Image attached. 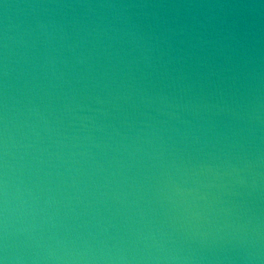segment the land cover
Segmentation results:
<instances>
[{
  "label": "clouds",
  "instance_id": "1",
  "mask_svg": "<svg viewBox=\"0 0 264 264\" xmlns=\"http://www.w3.org/2000/svg\"><path fill=\"white\" fill-rule=\"evenodd\" d=\"M26 6L88 12L0 31V264H264L254 25L144 11L219 4Z\"/></svg>",
  "mask_w": 264,
  "mask_h": 264
},
{
  "label": "water",
  "instance_id": "2",
  "mask_svg": "<svg viewBox=\"0 0 264 264\" xmlns=\"http://www.w3.org/2000/svg\"><path fill=\"white\" fill-rule=\"evenodd\" d=\"M38 2V0H4L9 7L5 9L3 4H0V31L3 30L4 26L7 25L9 35L15 39H20L25 30L32 26L36 18H44L49 15H54L55 18L68 19H85L87 9L82 8H65V9H33L26 5ZM66 3H97L103 2V0H62ZM127 2V0H125ZM148 3H202V4H219L224 5L223 7L214 8H195V9H174V8H160V9H145L144 11H158L163 15H174L177 12H195L200 14H215L220 17L228 19H240L244 22L251 23L255 27L256 37L260 41L258 45L261 53L264 54V7L251 8L247 5H258L259 0H147ZM96 13H105L108 10L105 9H94ZM132 13H136L138 9H130ZM12 47V51L18 53L20 49L18 47ZM264 137V131L260 133ZM264 147V144H262ZM261 208L264 209V201H261Z\"/></svg>",
  "mask_w": 264,
  "mask_h": 264
}]
</instances>
